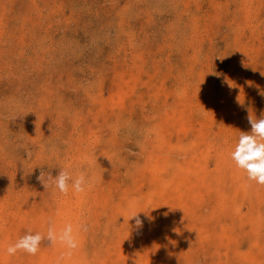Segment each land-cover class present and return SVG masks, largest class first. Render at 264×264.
Listing matches in <instances>:
<instances>
[{
	"label": "rangeland",
	"instance_id": "1",
	"mask_svg": "<svg viewBox=\"0 0 264 264\" xmlns=\"http://www.w3.org/2000/svg\"><path fill=\"white\" fill-rule=\"evenodd\" d=\"M249 115L264 0H0V264H264V186L230 159ZM61 169L94 187L45 191ZM49 221L88 226L71 258L7 256Z\"/></svg>",
	"mask_w": 264,
	"mask_h": 264
},
{
	"label": "clouds",
	"instance_id": "2",
	"mask_svg": "<svg viewBox=\"0 0 264 264\" xmlns=\"http://www.w3.org/2000/svg\"><path fill=\"white\" fill-rule=\"evenodd\" d=\"M248 121L251 125V132H240L235 148L230 153V159L239 170L246 173L248 181H254L257 185L264 186V116L254 119L249 115ZM27 156L30 158L31 153H27ZM37 180L43 185L45 191L49 186H52L62 196H68L70 192L75 196H84L94 187L93 178L84 171H80L75 178L67 169L59 170L55 177L50 172L41 171ZM139 213H133L129 217V220L135 221L137 230L142 229L144 223L140 219ZM87 231L86 224H79L74 228L71 223L66 224L58 231L55 224L49 221L46 235L32 234L29 230L15 244H10L5 251L9 257L16 256L19 252L36 256L41 251L42 243L46 240L50 245L59 244L65 249L60 258L63 260L71 258L80 248V234Z\"/></svg>",
	"mask_w": 264,
	"mask_h": 264
},
{
	"label": "bare ground",
	"instance_id": "3",
	"mask_svg": "<svg viewBox=\"0 0 264 264\" xmlns=\"http://www.w3.org/2000/svg\"><path fill=\"white\" fill-rule=\"evenodd\" d=\"M172 146V145H171ZM162 159V158H161ZM115 164V163H114ZM113 164V165H114ZM158 164V163H157ZM116 167V166H115ZM153 167V166H152ZM149 175V174H148ZM160 175V174H159ZM184 175H185V173H184ZM140 194V193H139ZM125 196V195H124ZM126 198H128V197H126ZM148 199V198H147ZM149 201V200H148ZM166 202V201H165ZM137 205H139V204H137ZM171 205V204H170ZM171 207H172V205H171ZM133 210V209H132ZM124 211V210H123ZM128 215V214H127ZM129 219V218H128ZM164 222V221H163ZM198 224V223H197ZM196 226V225H195ZM260 237V236H259ZM261 238V237H260ZM259 244V243H258ZM50 262H48V264H49Z\"/></svg>",
	"mask_w": 264,
	"mask_h": 264
}]
</instances>
